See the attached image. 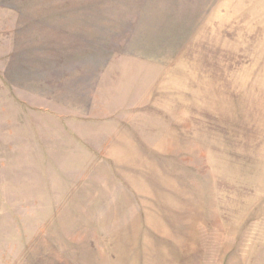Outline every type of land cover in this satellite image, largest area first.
Wrapping results in <instances>:
<instances>
[{
  "label": "rangeland",
  "instance_id": "1",
  "mask_svg": "<svg viewBox=\"0 0 264 264\" xmlns=\"http://www.w3.org/2000/svg\"><path fill=\"white\" fill-rule=\"evenodd\" d=\"M0 264H264V0H0Z\"/></svg>",
  "mask_w": 264,
  "mask_h": 264
}]
</instances>
